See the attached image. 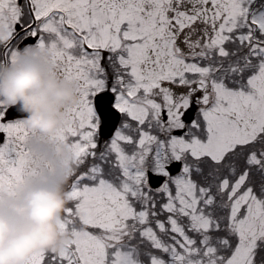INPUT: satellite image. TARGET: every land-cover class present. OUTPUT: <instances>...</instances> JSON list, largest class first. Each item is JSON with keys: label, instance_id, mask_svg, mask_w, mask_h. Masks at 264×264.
<instances>
[{"label": "snow or ice", "instance_id": "6c2138e0", "mask_svg": "<svg viewBox=\"0 0 264 264\" xmlns=\"http://www.w3.org/2000/svg\"><path fill=\"white\" fill-rule=\"evenodd\" d=\"M0 30L78 98L68 242L26 264H264V0H0ZM32 135L0 106V202Z\"/></svg>", "mask_w": 264, "mask_h": 264}, {"label": "clouds", "instance_id": "9594fccd", "mask_svg": "<svg viewBox=\"0 0 264 264\" xmlns=\"http://www.w3.org/2000/svg\"><path fill=\"white\" fill-rule=\"evenodd\" d=\"M6 34L0 30V42ZM74 83L58 77L38 49H21L10 62H0V106L15 107L33 133L26 161L40 171L18 183L0 202V264H26L38 251L68 242L57 218L65 204L69 170L65 145L50 140L65 122V109L78 102Z\"/></svg>", "mask_w": 264, "mask_h": 264}, {"label": "water", "instance_id": "95a60500", "mask_svg": "<svg viewBox=\"0 0 264 264\" xmlns=\"http://www.w3.org/2000/svg\"><path fill=\"white\" fill-rule=\"evenodd\" d=\"M15 110H16L15 107L10 108V109H9V114H10V115H13Z\"/></svg>", "mask_w": 264, "mask_h": 264}]
</instances>
